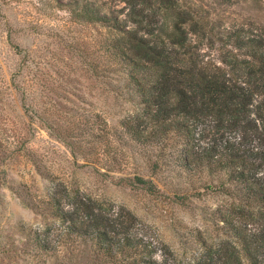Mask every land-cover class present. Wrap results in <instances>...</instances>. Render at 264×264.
I'll return each instance as SVG.
<instances>
[{
	"label": "trees",
	"instance_id": "trees-1",
	"mask_svg": "<svg viewBox=\"0 0 264 264\" xmlns=\"http://www.w3.org/2000/svg\"><path fill=\"white\" fill-rule=\"evenodd\" d=\"M245 1L60 4L74 21L104 29L101 73L132 105L117 131H103L109 147L111 136L133 147L124 152L132 171L120 164L96 171L193 210L195 198L217 200L202 207L208 226L190 229L175 248L126 207L46 175L41 195L21 196L50 219L30 230L35 249L69 254L68 264H264V22L233 10ZM249 1L264 9V0ZM16 87L12 102L23 106L26 91ZM96 137L91 131L89 141ZM75 143L66 142L77 158Z\"/></svg>",
	"mask_w": 264,
	"mask_h": 264
},
{
	"label": "rangeland",
	"instance_id": "rangeland-1",
	"mask_svg": "<svg viewBox=\"0 0 264 264\" xmlns=\"http://www.w3.org/2000/svg\"><path fill=\"white\" fill-rule=\"evenodd\" d=\"M67 1L0 0V264L71 261L69 254L55 257L29 240L30 230L43 228L50 219L26 206L21 196L41 195L49 184L46 175L126 207L175 248L190 229L208 226L202 207L217 200L214 195L195 198L193 210L168 193L123 184L96 171L109 164L132 171L125 153L133 147L122 149L115 136L109 147L103 136L105 127L110 133L119 129L132 105L113 95L101 73L104 29L74 21L59 7ZM105 1L121 6L120 0ZM238 6L233 10L255 12L264 22V9H253L249 0ZM17 82L26 91L23 106L11 99ZM91 131L97 134L93 141ZM68 140L81 144L77 158Z\"/></svg>",
	"mask_w": 264,
	"mask_h": 264
}]
</instances>
